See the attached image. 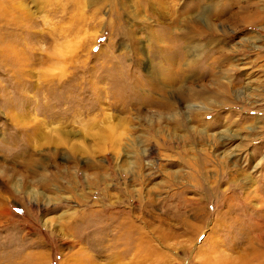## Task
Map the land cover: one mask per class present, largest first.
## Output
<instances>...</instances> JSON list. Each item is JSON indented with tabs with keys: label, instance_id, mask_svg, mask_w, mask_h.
Returning a JSON list of instances; mask_svg holds the SVG:
<instances>
[{
	"label": "rangeland",
	"instance_id": "rangeland-1",
	"mask_svg": "<svg viewBox=\"0 0 264 264\" xmlns=\"http://www.w3.org/2000/svg\"><path fill=\"white\" fill-rule=\"evenodd\" d=\"M0 264H264V0H0Z\"/></svg>",
	"mask_w": 264,
	"mask_h": 264
},
{
	"label": "snow or ice",
	"instance_id": "snow-or-ice-1",
	"mask_svg": "<svg viewBox=\"0 0 264 264\" xmlns=\"http://www.w3.org/2000/svg\"><path fill=\"white\" fill-rule=\"evenodd\" d=\"M16 211H18V212H19V211H21V209L17 208V209H16Z\"/></svg>",
	"mask_w": 264,
	"mask_h": 264
},
{
	"label": "bare ground",
	"instance_id": "bare-ground-1",
	"mask_svg": "<svg viewBox=\"0 0 264 264\" xmlns=\"http://www.w3.org/2000/svg\"><path fill=\"white\" fill-rule=\"evenodd\" d=\"M261 10V9H260Z\"/></svg>",
	"mask_w": 264,
	"mask_h": 264
}]
</instances>
